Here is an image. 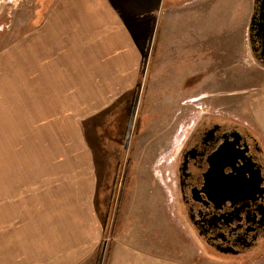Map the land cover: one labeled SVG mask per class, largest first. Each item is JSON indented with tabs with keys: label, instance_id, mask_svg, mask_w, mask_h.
Masks as SVG:
<instances>
[{
	"label": "rangeland",
	"instance_id": "rangeland-1",
	"mask_svg": "<svg viewBox=\"0 0 264 264\" xmlns=\"http://www.w3.org/2000/svg\"><path fill=\"white\" fill-rule=\"evenodd\" d=\"M130 1L142 51L137 89L121 99L116 112L101 113L84 125L96 168L95 206L107 215L100 247L88 264H104L131 182L132 222L164 232L179 226L186 257L200 264L262 259L264 243L241 262L210 258L177 210L173 173L183 138L199 113L226 116L264 141V66L249 42L254 0H199L200 6L198 0ZM49 4L0 0V50L9 36L16 39L35 28ZM151 10L153 19H145ZM171 11L175 19L162 17ZM56 138L30 134L15 142L10 137L8 175L0 178V234L17 229L10 226L23 223L25 213L65 223L67 215L54 214L55 207H64L76 194L63 181L68 169L55 170V159L66 154Z\"/></svg>",
	"mask_w": 264,
	"mask_h": 264
},
{
	"label": "crops",
	"instance_id": "crops-1",
	"mask_svg": "<svg viewBox=\"0 0 264 264\" xmlns=\"http://www.w3.org/2000/svg\"><path fill=\"white\" fill-rule=\"evenodd\" d=\"M121 1L52 0L39 26L9 36L0 50V178L8 175L10 137H57L66 154L55 159V170L68 169L63 181L76 194L55 207L54 214L67 215L65 223L32 212L9 234L3 229L0 264H88L100 247L107 215L95 206L96 168L84 125L116 112L137 89L142 51L132 27L136 17L132 1ZM161 15L175 19L172 11ZM179 231L177 225L164 232L132 222L131 182L104 264H200L186 257ZM250 264H264V257Z\"/></svg>",
	"mask_w": 264,
	"mask_h": 264
},
{
	"label": "flooded vegetation",
	"instance_id": "flooded-vegetation-1",
	"mask_svg": "<svg viewBox=\"0 0 264 264\" xmlns=\"http://www.w3.org/2000/svg\"><path fill=\"white\" fill-rule=\"evenodd\" d=\"M198 115L173 171L177 210L210 258L241 262L264 243V141L226 116Z\"/></svg>",
	"mask_w": 264,
	"mask_h": 264
},
{
	"label": "water",
	"instance_id": "water-1",
	"mask_svg": "<svg viewBox=\"0 0 264 264\" xmlns=\"http://www.w3.org/2000/svg\"><path fill=\"white\" fill-rule=\"evenodd\" d=\"M259 3H261L260 5L261 14L259 18H257V7ZM255 4H256V9L254 15L251 17V21L249 25V42H250V47H251V43L252 44L256 42L259 43L260 52H258L257 57L263 61V63L260 64L264 66V0H256ZM251 50L253 54L257 53V50L255 48L252 49L251 47Z\"/></svg>",
	"mask_w": 264,
	"mask_h": 264
},
{
	"label": "trees",
	"instance_id": "trees-1",
	"mask_svg": "<svg viewBox=\"0 0 264 264\" xmlns=\"http://www.w3.org/2000/svg\"><path fill=\"white\" fill-rule=\"evenodd\" d=\"M50 2H52V0H50ZM49 6H50V4H49ZM48 8L49 7H47V9L45 10V11H43V13H42V15L43 14H45V13H47V11H48ZM42 12V11H41ZM35 20H37V19H35ZM43 21V16H42V19H39L38 21H36L35 23H36V25H35V27H37V26H39L40 24H41V22ZM131 117L129 116V117H127V120H126V122H127V126H128V123H129V125L131 124ZM126 133L124 134V137L126 138Z\"/></svg>",
	"mask_w": 264,
	"mask_h": 264
}]
</instances>
